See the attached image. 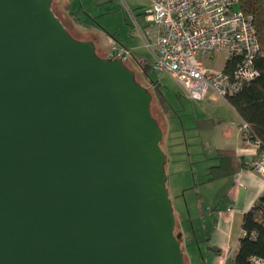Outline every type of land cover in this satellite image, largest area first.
I'll return each mask as SVG.
<instances>
[{"label":"water","instance_id":"water-1","mask_svg":"<svg viewBox=\"0 0 264 264\" xmlns=\"http://www.w3.org/2000/svg\"><path fill=\"white\" fill-rule=\"evenodd\" d=\"M55 0H0V264H185L151 96Z\"/></svg>","mask_w":264,"mask_h":264},{"label":"rangeland","instance_id":"rangeland-1","mask_svg":"<svg viewBox=\"0 0 264 264\" xmlns=\"http://www.w3.org/2000/svg\"><path fill=\"white\" fill-rule=\"evenodd\" d=\"M72 8L78 10V17L85 27L74 26L68 15L62 9V1L55 0L51 9L55 17L63 24L64 28L76 41H92L99 56L107 57L108 50L117 48L131 49V54L138 60L146 62L134 63L127 61L126 64L134 72L138 84L147 89L152 95L150 109L151 114L157 119L164 132L161 148L169 157L172 151L176 165L173 171L165 170L167 175L166 187L171 200L172 209L190 211V221L186 228L187 242L191 247L183 246L184 237L181 238V248L185 258V264H211L212 256L207 252L205 238L209 234L210 225L201 220L196 213L195 203L201 195L212 187H205L207 176L203 163H206L205 155H210L208 147V134H212L211 121L224 116L227 109L222 102H216L213 107L205 106V102H191L183 97L178 85L166 74L157 75L149 71V78L156 81L163 93L169 112L172 113L171 122L168 123L172 131L167 133L165 112H162L154 94L155 86L142 71L143 65H150L152 57L143 47L139 37L135 36L134 21L144 24V14L149 9L147 0H71ZM80 8L82 10H80ZM205 66L211 69H220L224 65V55L219 53L211 60H203ZM216 129L218 127L216 126ZM167 133V136H166ZM203 144H202V142ZM204 160H206L204 162ZM209 162V161H208ZM206 163L209 165L210 163ZM193 167V168H192ZM174 182L176 183L175 185ZM194 191L188 190L194 187ZM175 232H180L179 223L175 218ZM206 225L207 230L203 231ZM193 231V235L191 233ZM184 234V235H186Z\"/></svg>","mask_w":264,"mask_h":264},{"label":"built area","instance_id":"built-area-1","mask_svg":"<svg viewBox=\"0 0 264 264\" xmlns=\"http://www.w3.org/2000/svg\"><path fill=\"white\" fill-rule=\"evenodd\" d=\"M149 9L144 24L134 21V31L143 47L150 53L151 70L168 75L180 88L183 97L191 102L203 100L209 92L226 101L242 81L256 75L254 63L259 52L258 39L252 18L237 8L238 0H147ZM219 53L224 62L240 57L234 79L211 69L203 60ZM130 51L112 48L109 58L127 62ZM264 57V54H263ZM239 132L244 141L256 151L259 141H250L248 125L240 121ZM264 182V151L256 152L249 166ZM251 238L256 233H251ZM227 255L222 264H234ZM250 264H264L263 258L252 257Z\"/></svg>","mask_w":264,"mask_h":264},{"label":"crops","instance_id":"crops-1","mask_svg":"<svg viewBox=\"0 0 264 264\" xmlns=\"http://www.w3.org/2000/svg\"><path fill=\"white\" fill-rule=\"evenodd\" d=\"M61 1L63 7L68 5V13L72 12L78 17V10L72 8L71 0ZM80 10L82 9L80 8ZM134 34L137 36L136 33ZM111 48H115V46H112ZM127 50H129L131 54V49L129 48ZM127 61L134 63L146 62L145 60L134 58L132 54ZM151 62L147 63L151 64ZM201 102H205V106L210 108L213 107V104L216 102H223L227 107L224 116L216 119V122L211 121L213 132L212 134H208L207 141L211 153L209 156H204L206 160L209 159V162H207L210 164L206 165L207 162L203 163L204 167L206 166V176L209 168L217 165L215 155L219 150L232 151L237 159L248 164L246 168L240 169L231 176L215 180H208L207 176V182L204 186H211L212 188L209 191L206 190V193L201 195L195 203L196 213L201 220L207 221L211 228V232H209L205 238L207 252L212 256L211 264H222L227 255L230 254V256L234 258L238 249V240L242 234V217L252 208L257 198L264 194V182L249 168L251 162L256 158L257 151L252 145L243 140L239 132L241 119L235 110L231 108L226 101L218 98L212 92H209ZM171 118L172 113L168 112L165 118L167 133L172 131L170 127L168 128V123L171 122ZM216 126L218 129H216ZM173 153L174 152L172 151L169 153L170 158H167L165 170L173 171L175 168L176 159L173 158ZM206 160H204V162ZM175 184L176 183L174 182L173 185ZM194 189L195 184L194 187H190L188 190L194 191ZM173 214L179 223L182 237L185 239L183 246L187 249L188 246H192V243L187 242L186 239V236H188V234H186L188 230L186 226L190 221V211L189 209L187 212L183 209L177 211L174 209ZM202 230H207L206 225ZM191 233L193 235L192 230ZM187 263L190 264L188 261Z\"/></svg>","mask_w":264,"mask_h":264},{"label":"trees","instance_id":"trees-1","mask_svg":"<svg viewBox=\"0 0 264 264\" xmlns=\"http://www.w3.org/2000/svg\"><path fill=\"white\" fill-rule=\"evenodd\" d=\"M237 8L244 15L252 18V24L259 43V52L254 63L256 75L250 80L242 81L237 91L226 97V102L235 110L240 119L248 125V139L250 141L258 140L259 148L257 151L262 152L264 151V0H238ZM62 9L66 14L69 11L68 5L62 6ZM67 15L74 26L84 27L76 14L71 12ZM66 31L70 35L67 29ZM95 54L99 58H105L98 55L96 47ZM240 59V57H232L224 62L221 71L231 80L234 79V73L241 62ZM123 63L129 68L126 62ZM141 68L144 76L155 86L154 94L162 108V112L168 114L167 101L158 83L149 78L148 74L151 71V66L146 64ZM149 95L152 99V95L150 93ZM154 119L161 129L157 119ZM215 159L217 160V165L209 168L207 172L208 180L231 176L248 165L237 159L232 151L227 150L217 151ZM241 229L242 234L238 240V249L231 261L234 264H250L249 259L252 257L264 259V194L260 195L252 208L243 215ZM252 232L256 233L255 238H251Z\"/></svg>","mask_w":264,"mask_h":264},{"label":"flooded vegetation","instance_id":"flooded-vegetation-1","mask_svg":"<svg viewBox=\"0 0 264 264\" xmlns=\"http://www.w3.org/2000/svg\"><path fill=\"white\" fill-rule=\"evenodd\" d=\"M111 50H112V48H110V49L108 50L107 58L110 56Z\"/></svg>","mask_w":264,"mask_h":264}]
</instances>
